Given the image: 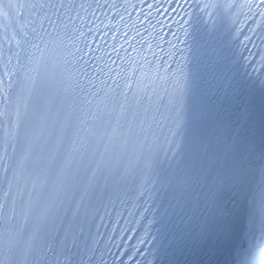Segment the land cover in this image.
Here are the masks:
<instances>
[{"label":"snow or ice","instance_id":"obj_1","mask_svg":"<svg viewBox=\"0 0 264 264\" xmlns=\"http://www.w3.org/2000/svg\"><path fill=\"white\" fill-rule=\"evenodd\" d=\"M217 245L264 264V0H0V264Z\"/></svg>","mask_w":264,"mask_h":264},{"label":"bare ground","instance_id":"obj_2","mask_svg":"<svg viewBox=\"0 0 264 264\" xmlns=\"http://www.w3.org/2000/svg\"><path fill=\"white\" fill-rule=\"evenodd\" d=\"M237 244H239V240L236 241ZM221 264H234L235 255L234 253L229 252V250L225 249L223 250V257H222Z\"/></svg>","mask_w":264,"mask_h":264}]
</instances>
